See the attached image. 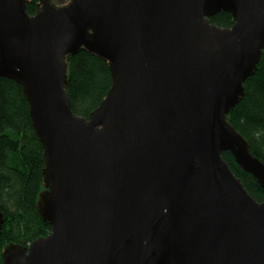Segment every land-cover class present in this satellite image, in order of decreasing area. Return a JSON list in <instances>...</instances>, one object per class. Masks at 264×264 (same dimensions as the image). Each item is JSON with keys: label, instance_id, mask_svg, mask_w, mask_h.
<instances>
[{"label": "water", "instance_id": "obj_1", "mask_svg": "<svg viewBox=\"0 0 264 264\" xmlns=\"http://www.w3.org/2000/svg\"><path fill=\"white\" fill-rule=\"evenodd\" d=\"M227 12L231 28L210 18ZM110 65L88 119L66 91L69 56ZM264 50V0H0V79L24 88L45 150L37 206L48 236L3 264H264V163L228 116ZM4 214L0 209V230Z\"/></svg>", "mask_w": 264, "mask_h": 264}, {"label": "trees", "instance_id": "obj_2", "mask_svg": "<svg viewBox=\"0 0 264 264\" xmlns=\"http://www.w3.org/2000/svg\"><path fill=\"white\" fill-rule=\"evenodd\" d=\"M69 1V0H68ZM39 0L27 4L30 15L37 12ZM213 25L231 28L233 16L221 12L210 18ZM66 91L75 115L88 119L100 106L113 79L104 59L80 51L69 56ZM230 124L249 142L251 153L264 163V50L255 75L245 83V96L228 116ZM232 172L249 194L264 202V189L246 173L230 152L223 153ZM45 150L33 127L24 88L15 81L0 79V209L4 224L0 230V264L9 244L29 246L46 237L51 226L45 223L37 206L44 190Z\"/></svg>", "mask_w": 264, "mask_h": 264}, {"label": "rangeland", "instance_id": "obj_3", "mask_svg": "<svg viewBox=\"0 0 264 264\" xmlns=\"http://www.w3.org/2000/svg\"><path fill=\"white\" fill-rule=\"evenodd\" d=\"M57 6H62L68 3V0H55L54 2Z\"/></svg>", "mask_w": 264, "mask_h": 264}, {"label": "built area", "instance_id": "obj_4", "mask_svg": "<svg viewBox=\"0 0 264 264\" xmlns=\"http://www.w3.org/2000/svg\"><path fill=\"white\" fill-rule=\"evenodd\" d=\"M24 1H26V3H31L32 2V0H24Z\"/></svg>", "mask_w": 264, "mask_h": 264}, {"label": "flooded vegetation", "instance_id": "obj_5", "mask_svg": "<svg viewBox=\"0 0 264 264\" xmlns=\"http://www.w3.org/2000/svg\"><path fill=\"white\" fill-rule=\"evenodd\" d=\"M53 2H55V0H53Z\"/></svg>", "mask_w": 264, "mask_h": 264}]
</instances>
